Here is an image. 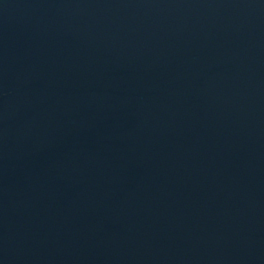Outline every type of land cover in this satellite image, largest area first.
Listing matches in <instances>:
<instances>
[{
  "label": "water",
  "instance_id": "1",
  "mask_svg": "<svg viewBox=\"0 0 264 264\" xmlns=\"http://www.w3.org/2000/svg\"><path fill=\"white\" fill-rule=\"evenodd\" d=\"M0 264H264V0H0Z\"/></svg>",
  "mask_w": 264,
  "mask_h": 264
}]
</instances>
